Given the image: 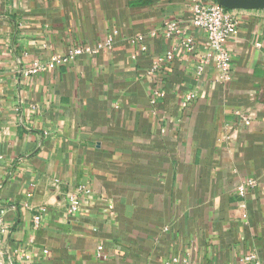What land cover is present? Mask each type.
Masks as SVG:
<instances>
[{
	"label": "crops",
	"instance_id": "obj_1",
	"mask_svg": "<svg viewBox=\"0 0 264 264\" xmlns=\"http://www.w3.org/2000/svg\"><path fill=\"white\" fill-rule=\"evenodd\" d=\"M191 3L0 0V264H264V10H229L239 33L223 82ZM246 179L256 187L239 196ZM81 186L92 193L73 214Z\"/></svg>",
	"mask_w": 264,
	"mask_h": 264
},
{
	"label": "built area",
	"instance_id": "obj_2",
	"mask_svg": "<svg viewBox=\"0 0 264 264\" xmlns=\"http://www.w3.org/2000/svg\"><path fill=\"white\" fill-rule=\"evenodd\" d=\"M189 27L200 30L203 32L207 39V50L212 54L215 66L220 72V79L223 82H229L232 78V58L227 47L228 43L238 36V20L235 15L222 7L219 4H204L201 0H192L190 5V17ZM165 31L168 38H172L176 33H180L177 23H166ZM139 42L143 43L144 38L140 37ZM114 46V39L108 38L105 41L98 42L95 46L80 45L74 48L66 56H54L48 63L42 65L40 63L34 64V66L23 72L25 77L36 75L46 69L53 71L60 66L68 65L75 62L81 56H94L101 50L112 49ZM184 47L191 51L193 48L189 42L184 43ZM145 50V46H142ZM172 59V54L169 53L167 58L159 59L157 65L153 66L150 73L158 69L166 60ZM207 61H204L196 72V79L199 80L204 73L205 65ZM196 99V93L194 91L189 92L182 103L184 108H188ZM244 122L246 126L252 124V117L245 116L239 112L236 113ZM256 187V181L254 179L243 180L236 189V193L239 196H244L247 189ZM79 193L90 195L92 192L88 188L81 186L76 189V193L70 195V206L69 211L73 214L77 213L79 209L78 196ZM6 210L0 207V239L1 236L8 234V227L5 224ZM40 217H35V223L38 224ZM47 253V252H45ZM21 259H29L27 255H20ZM248 261H253L254 258L250 256L247 258ZM12 264V260L10 261ZM26 264V263H23ZM167 264H182L179 260L174 259Z\"/></svg>",
	"mask_w": 264,
	"mask_h": 264
},
{
	"label": "water",
	"instance_id": "obj_3",
	"mask_svg": "<svg viewBox=\"0 0 264 264\" xmlns=\"http://www.w3.org/2000/svg\"><path fill=\"white\" fill-rule=\"evenodd\" d=\"M228 10L260 11L264 10V0H216Z\"/></svg>",
	"mask_w": 264,
	"mask_h": 264
}]
</instances>
